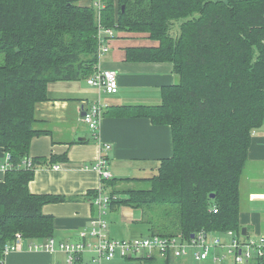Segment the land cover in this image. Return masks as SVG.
Listing matches in <instances>:
<instances>
[{
	"label": "trees",
	"instance_id": "1",
	"mask_svg": "<svg viewBox=\"0 0 264 264\" xmlns=\"http://www.w3.org/2000/svg\"><path fill=\"white\" fill-rule=\"evenodd\" d=\"M100 2L104 27L146 33L158 42L127 48V60L169 61L178 78L162 87L160 104L122 107V113L168 125L172 155L158 160L149 177L102 179L104 189L115 180L150 183L108 191V205H166L165 223L178 232L157 233L147 226L150 234L189 239L200 230L241 233L240 176L252 132L264 124V0ZM97 32L94 4L0 0V148L14 165L29 157L31 139L45 132L35 127V108L47 99V84L93 73ZM31 159V169L8 170L0 181V264L17 233L31 241L52 237L54 219L42 206L64 200L28 190L35 168L45 163ZM80 260L81 255L74 264ZM244 264L264 262L253 258Z\"/></svg>",
	"mask_w": 264,
	"mask_h": 264
},
{
	"label": "crops",
	"instance_id": "2",
	"mask_svg": "<svg viewBox=\"0 0 264 264\" xmlns=\"http://www.w3.org/2000/svg\"><path fill=\"white\" fill-rule=\"evenodd\" d=\"M94 1L80 0V3L88 6L98 0ZM108 45L106 53L97 55L96 67L116 71L118 88L115 93L90 86L85 78L57 80L47 84V99L35 108V127L45 132L31 139L28 155L30 158H43L45 163L35 168L28 190L38 195L64 197L62 201L42 206V212L54 219L52 237L58 242L92 240L91 221L98 214L93 199L100 187L103 191L112 190L109 185L103 188L101 175L94 168L101 155V144H110L105 156L111 178L137 177L135 174L140 171L148 173L158 160L172 155L168 125L154 124L149 118L122 113L125 110L122 107L160 104L162 87L172 85L178 79L173 64L169 61L126 59L129 47L158 45L146 33L114 30ZM93 102L104 106L97 136L85 129L86 124L81 119L84 110ZM5 153L0 148L3 159ZM55 164L60 167L53 168ZM5 174L0 171V181L4 180ZM242 189L246 198L244 204L241 202ZM239 208V222L246 228V235L254 234L251 231L253 227L256 233L264 235L261 233L264 232V124L252 132L247 162L239 181ZM142 212L140 208L108 205L104 215L108 222V237L124 239L149 235ZM82 232L85 236L81 235ZM33 242L40 241L23 237L18 248L5 253L3 263L66 264L62 259L64 253L29 249L28 245ZM81 259L78 264H89L83 254ZM120 259L103 264H130L122 263ZM133 259L139 261L137 264H150L140 257ZM160 260L165 258L155 254L151 263ZM187 261L189 257L182 260L169 258L168 264H188Z\"/></svg>",
	"mask_w": 264,
	"mask_h": 264
},
{
	"label": "built area",
	"instance_id": "3",
	"mask_svg": "<svg viewBox=\"0 0 264 264\" xmlns=\"http://www.w3.org/2000/svg\"><path fill=\"white\" fill-rule=\"evenodd\" d=\"M98 18L97 32V55L106 53L109 50V41L114 36V29L104 27L99 23V10L103 6L100 0L95 4ZM88 85L101 89L107 93H115L118 88L117 73L113 69H104L95 66L93 73L86 78ZM104 106L99 102L90 103L84 110L81 117L82 121L88 126L90 131L96 135ZM110 149V144H101V155L95 163V169L98 170L102 179L111 178L110 172L106 169L105 152ZM33 167L32 159L27 157L20 164L14 165L11 161V155L6 152L4 159L0 161V171L6 172L15 168ZM55 169L60 167L59 164L52 166ZM102 190V191H101ZM94 204L98 207L97 216L91 221L92 228L90 235L92 240L81 242H56L53 237L44 241L33 242L28 245L29 249H44L49 252L62 251L67 255L66 264H74L79 255L83 254L85 247L89 246L92 264H103L116 258L139 257L142 255H158L163 258L187 259L191 254L195 260H204L209 256L212 249V261H222L230 259L233 264H244L253 258H260L264 262V236L244 237L241 233L233 230H227L218 235L217 232H206L200 230L193 237L186 239L180 234L176 236H162L159 234H149L124 239H113L108 237L107 221L104 220L106 208L109 204V195L103 191L102 187L93 199ZM85 236V233H81ZM23 236L20 233L9 245L6 246L5 252L15 250L21 245Z\"/></svg>",
	"mask_w": 264,
	"mask_h": 264
},
{
	"label": "rangeland",
	"instance_id": "4",
	"mask_svg": "<svg viewBox=\"0 0 264 264\" xmlns=\"http://www.w3.org/2000/svg\"><path fill=\"white\" fill-rule=\"evenodd\" d=\"M96 1H94V2H96ZM85 129L87 131L90 130L87 125L85 126ZM2 159H3V156H0V161ZM156 167H157V165H153L152 169L148 173H146V171H140V172H137L136 174L131 173V175L135 174L137 177H144V176L149 177L153 173H156ZM113 184H114V187L112 188V190H115L116 188L118 190H131V189H144V188L148 187L150 183L148 181L136 179L134 181H119V182L117 180H115L113 182ZM245 200H246V198L243 194V189H242V194H241L242 204L245 203ZM140 209H142V211H143L142 213L145 215V217H144L145 221L148 220L147 226L150 229V231L153 230L157 233L158 232H160V233H176V232H178L177 230L168 227V224L165 223V222H167L166 205L144 204L140 207ZM103 219L106 220V217L104 216ZM251 231H253V233H254L251 236L259 237L262 235V234L256 233V229L254 227H253V230H251ZM261 233H264V232H261ZM218 235L221 236L222 233H219ZM54 239H55V241L57 240L56 238H54ZM56 242L58 243V240ZM68 242H70V241H68ZM72 242H76V241H72ZM84 250L85 251H83V255H84L85 261H87L90 264V258L93 254L91 252H89V246L85 247ZM212 251L213 250L210 249L209 256L206 260H200V261L194 260L191 257V255L189 254V261H187V263L188 264H232L229 258L222 260V261L213 262L212 258H211L212 257ZM62 253H64V252H62ZM67 255L68 254H66V253L63 254V256H62L63 261H66ZM120 262L130 263V264H137V262L139 263V261H137L136 259H133V258H131L129 260H125L124 258H121ZM150 264H165V261L160 260V262H158V263H150Z\"/></svg>",
	"mask_w": 264,
	"mask_h": 264
},
{
	"label": "water",
	"instance_id": "5",
	"mask_svg": "<svg viewBox=\"0 0 264 264\" xmlns=\"http://www.w3.org/2000/svg\"><path fill=\"white\" fill-rule=\"evenodd\" d=\"M211 196H214L213 194H211ZM242 234L245 235L246 234V228L242 227ZM191 237H193V234H191Z\"/></svg>",
	"mask_w": 264,
	"mask_h": 264
},
{
	"label": "bare ground",
	"instance_id": "6",
	"mask_svg": "<svg viewBox=\"0 0 264 264\" xmlns=\"http://www.w3.org/2000/svg\"><path fill=\"white\" fill-rule=\"evenodd\" d=\"M241 234H242V231H241ZM243 235V234H242ZM194 236V235H193ZM244 237H249V236H245V235H243ZM264 236V235H263ZM191 237V236H190Z\"/></svg>",
	"mask_w": 264,
	"mask_h": 264
}]
</instances>
